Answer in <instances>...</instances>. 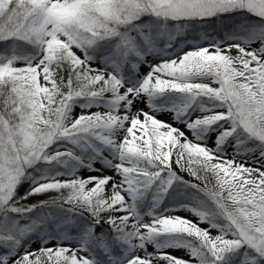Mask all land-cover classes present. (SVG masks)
<instances>
[{"label":"snow or ice","instance_id":"6c2138e0","mask_svg":"<svg viewBox=\"0 0 264 264\" xmlns=\"http://www.w3.org/2000/svg\"><path fill=\"white\" fill-rule=\"evenodd\" d=\"M0 264H264V0H0Z\"/></svg>","mask_w":264,"mask_h":264}]
</instances>
